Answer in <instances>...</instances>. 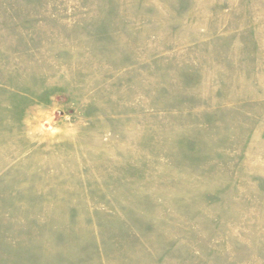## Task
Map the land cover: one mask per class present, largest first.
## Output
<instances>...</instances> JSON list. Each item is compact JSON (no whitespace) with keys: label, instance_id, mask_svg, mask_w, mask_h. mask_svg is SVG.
Returning <instances> with one entry per match:
<instances>
[{"label":"rangeland","instance_id":"1","mask_svg":"<svg viewBox=\"0 0 264 264\" xmlns=\"http://www.w3.org/2000/svg\"><path fill=\"white\" fill-rule=\"evenodd\" d=\"M0 264H264V0H0Z\"/></svg>","mask_w":264,"mask_h":264}]
</instances>
